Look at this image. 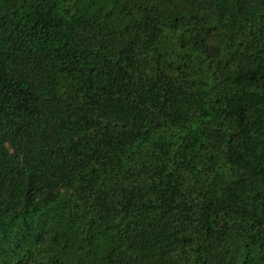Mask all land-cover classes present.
<instances>
[{
  "label": "trees",
  "instance_id": "trees-1",
  "mask_svg": "<svg viewBox=\"0 0 264 264\" xmlns=\"http://www.w3.org/2000/svg\"><path fill=\"white\" fill-rule=\"evenodd\" d=\"M0 264H264V0H0Z\"/></svg>",
  "mask_w": 264,
  "mask_h": 264
}]
</instances>
